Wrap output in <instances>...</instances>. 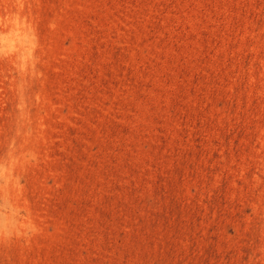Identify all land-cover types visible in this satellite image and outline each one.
<instances>
[{
	"label": "rangeland",
	"instance_id": "obj_1",
	"mask_svg": "<svg viewBox=\"0 0 264 264\" xmlns=\"http://www.w3.org/2000/svg\"><path fill=\"white\" fill-rule=\"evenodd\" d=\"M0 264H264V0H0Z\"/></svg>",
	"mask_w": 264,
	"mask_h": 264
}]
</instances>
